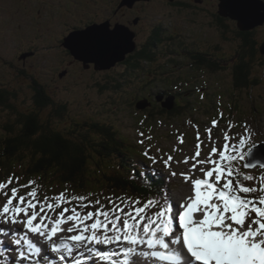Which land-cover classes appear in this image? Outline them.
Returning a JSON list of instances; mask_svg holds the SVG:
<instances>
[{"label": "snow or ice", "instance_id": "1", "mask_svg": "<svg viewBox=\"0 0 264 264\" xmlns=\"http://www.w3.org/2000/svg\"><path fill=\"white\" fill-rule=\"evenodd\" d=\"M98 32L97 36H70L68 46L74 54L82 52L93 60L117 56L124 38ZM219 115L222 118L223 112ZM218 124L213 119L203 133L192 125L195 153L176 161L185 165L192 161L187 171L180 172L191 195L178 205L166 184L147 179L143 169L138 177L134 169L130 172V178L146 183L151 193L143 200L91 192L69 196L66 191L40 199L41 185L36 180L20 185L19 177H7L0 182L4 197L0 239L11 238L13 247L0 244V264H95L85 254L101 264H264V175L257 186H246L243 182L257 177L241 171L264 169V140L254 141L253 135L259 133H253L246 122L239 126L241 132L230 135L237 127L232 121L226 131L221 130L222 139L214 138ZM137 135L141 155L151 162L152 176L157 175L154 166L162 164L171 182L177 176L173 155L159 147L156 152L162 154L152 155L153 146L146 140L153 136L139 129ZM177 139L184 143L183 135ZM14 180L17 186L10 188L9 195ZM21 188L31 190L20 194ZM112 247L115 250H108ZM9 252L15 253V259Z\"/></svg>", "mask_w": 264, "mask_h": 264}, {"label": "rangeland", "instance_id": "2", "mask_svg": "<svg viewBox=\"0 0 264 264\" xmlns=\"http://www.w3.org/2000/svg\"><path fill=\"white\" fill-rule=\"evenodd\" d=\"M28 1L0 0V89H7L16 94V98L10 101L14 107L13 110L0 107V140L10 136L4 133V129L7 125H13L18 119L17 116L35 111L34 93L29 87L32 85L30 81L47 85L51 90L46 91V94L53 100L54 106L41 111L40 118L46 121L55 114L57 107L65 105L67 111L63 120L58 123L61 130L70 128L72 130L74 125H81L84 122L110 124L125 139L131 154L150 166L151 162L141 155L142 146L136 143L140 138L137 135V129L143 131L146 136L151 134L153 139L146 140V144L153 146L151 154L159 157L162 154L156 152V148L159 147L163 153H170L174 157L172 169L177 172V176L172 178L170 194L177 205L185 196L191 195L187 190L189 185L180 177V172L187 171L192 161L190 160L188 165L177 164L176 161L182 160L185 156H193L195 153L196 129L192 125L199 126L202 132L205 127H211L213 119H217L220 124L217 129L213 130V133L220 131V135L214 134V138L220 136L222 139L221 130L228 129L229 121L237 125L230 135L241 132L242 129L239 126L246 122L253 133H259V135H253V140L257 142L264 140V57L258 59L251 67V80H256L254 85L249 89L235 90L231 71L236 65L242 39L238 37L239 30L235 21L220 18V27L216 25L218 23V19L215 18V16L218 17V0H175L174 3L168 0H150L138 3L132 11L117 10L122 0H80L81 4H77L75 10L65 8L66 14L63 18L59 12L64 5L68 4L67 0H43L44 10L37 21L34 20L35 17L30 18L28 11H35L38 4L30 2L28 6ZM71 4L74 5V1H71ZM122 9L128 8L123 7ZM138 18L139 23L133 24ZM84 19L96 22L109 21L112 26L119 23L130 24L138 35L140 43L138 49L148 45L157 27L162 28L160 32H163V36L166 37V41L159 48L170 44V40H175V43L180 44L184 49L195 48V52L197 48L214 52L212 47L219 46L220 61H226V64L220 67V74H218L220 77L219 102L217 99L212 100V94L219 91L216 79L199 70L198 74L203 76L198 78V82L197 80L192 81V84L198 85L204 79L208 81L210 85L209 102L201 103L199 94L195 92V99H190L193 101L191 106L184 104L187 110L181 117L167 119L160 116L157 121L146 120V114L143 112L147 109L138 110L137 101L134 103L132 101L137 90L141 89L136 82L139 81V76L135 81H131L132 78L128 77L127 70L118 66L120 64L109 71L98 72L93 68L85 70L82 64L73 63L72 57L64 47V43H61L60 38L64 34L67 36L68 31L76 27L77 21ZM253 39L258 43L264 40V25L254 31ZM31 52L35 54L26 56L25 59H28L26 67L18 72L17 68H21V63L18 61L21 53ZM180 59L184 60V57ZM216 100L217 102H214ZM220 112H223L222 118L219 115ZM207 113L209 115H206ZM188 121H191L192 125ZM181 135L184 137L183 144H180L177 139ZM205 143H208L206 139ZM173 146L177 148V151L171 152ZM206 151L205 148L204 152ZM203 154L202 152V156ZM154 167L164 169L162 164ZM165 171L168 178L169 173ZM241 171L243 172V169ZM250 174L255 175L257 180L245 183L254 186L259 182V176L264 175V170L256 169ZM29 180H26L24 184ZM39 185H41L39 198L41 195L43 197L49 195L48 193H52L49 195L51 197L61 192L56 188ZM11 186L8 190L9 195ZM27 191H29L28 188H21L20 194H26ZM90 192L97 196L100 194L97 191ZM3 199L1 195L0 200ZM101 199L103 200L102 197ZM104 203L107 204V202ZM1 243H5L3 246L6 248L13 247L11 238L4 241L0 239ZM8 255L15 259L14 252H9ZM94 262L101 264L96 259Z\"/></svg>", "mask_w": 264, "mask_h": 264}, {"label": "trees", "instance_id": "3", "mask_svg": "<svg viewBox=\"0 0 264 264\" xmlns=\"http://www.w3.org/2000/svg\"><path fill=\"white\" fill-rule=\"evenodd\" d=\"M156 29L157 32L149 39L146 48L138 53L141 58L135 56L130 59V70L135 76L153 61L152 53L158 51L159 46L166 41L163 32H160L162 28ZM253 34L254 31L238 33V37L242 39L244 55H241V65L233 71L234 88L237 91L249 89L256 81L251 80V67L258 60L261 44L253 48ZM252 50L256 51L255 55L249 53ZM223 64L226 61H220V66ZM30 83L35 111L17 116V121L4 129V133L10 136L0 140V182L8 176H14L19 177L20 185L29 179L36 180L48 188L66 191L70 195L97 191L112 196L113 199L116 198L114 196L124 195L143 200L151 196L146 183L130 178L133 169L137 177L143 169L148 173L147 179L156 184H166L168 190L171 189V183L167 182L161 170H157V175L153 177L151 167L131 154L125 139L114 126L84 122L74 125L72 130H61L58 123L63 120L67 111L65 105L57 107L54 115L42 121L40 112L53 107L54 102L42 93L41 84L35 81ZM13 98H16L14 92L0 89L1 108L13 110L10 103ZM187 106L190 107L191 103ZM185 109L175 108L172 112H167L151 106L146 111V118L151 121L160 116L175 119L184 115ZM233 110L236 112L235 108ZM13 186H17L15 180L11 187Z\"/></svg>", "mask_w": 264, "mask_h": 264}, {"label": "flooded vegetation", "instance_id": "4", "mask_svg": "<svg viewBox=\"0 0 264 264\" xmlns=\"http://www.w3.org/2000/svg\"><path fill=\"white\" fill-rule=\"evenodd\" d=\"M67 1H68V4L66 6L64 5L61 11L59 12V15L61 14L62 18L66 14L65 8H73L75 10L76 5L81 4L80 0H67ZM71 1H74V5L71 4ZM30 2L38 4L35 11L33 10L28 11L30 18L32 19V17H35L36 19L34 20L37 21L38 17L41 16L42 11L44 10V5H43L44 1L37 0L36 2H33L32 0H29L28 6L30 5ZM137 5L138 4H136L135 6ZM119 6L117 8V10L119 11L121 10L132 11L133 10V9H122ZM76 10L78 9L76 8ZM67 12L70 13L69 11ZM74 14H75V11H74ZM81 15L83 18V14ZM215 18L218 19V23L216 25L219 28L220 27V17L215 16ZM136 20L138 21L137 22L138 24L140 19L138 18ZM88 21L90 20L84 19L82 21H77L76 27H73L71 30H69L67 33V36L70 33L75 32V31H83L93 24L105 23V22H96L92 20L90 22ZM106 22H109V21H106ZM134 22L133 24H135ZM119 24L130 28V30L134 32L136 35L135 37V42L137 45L136 52L128 56L125 62L120 63V65H118V66L124 67L125 70H127L128 77L132 78L131 81H135L137 77L139 76V81H136V82L141 86V89H139L141 91H140V94L138 95L139 90H137V92L135 93V97L132 99L133 103L136 101L139 102V101L148 100V102L152 106H155L156 109L165 110L163 108V105L166 104L169 106L167 102L172 101V109H170V112H172L175 108L181 109L182 107L185 106L184 104L187 105L188 103H193V101H191L190 99H195V96H196L195 92L199 94L200 96L199 100L201 101V103L209 102L210 99L208 97L210 95H209L208 90L210 88V85L208 84V81L204 79V81L202 83L201 82L198 83V85L192 84V81L197 80L198 82V78H201L203 76L202 74H198L199 70L204 72L205 75L210 74L212 78L216 79V84L217 86H219L218 88L219 91L216 94L215 93L212 94V100L217 99L219 102L220 100V77L218 76V74H220V67H222L220 66V47L219 46L212 47L214 52H210L208 50H200L198 48H197V52H195L194 51L195 48L189 47V48L184 49L180 44H176L175 40H170V44H166L164 45V48H159L158 51H155L152 53L154 57L153 61L148 66H146V68L141 70V72H139L137 76H135L134 74L131 73L132 69L129 66L130 59L135 56H137L138 59H140L141 56H139L138 53L141 50L143 51V49H145L146 46H143V48L141 46L138 49V45L140 43L138 40V35L135 32V28L130 27V24H123V23H119ZM115 25L112 26L111 24L112 27H114ZM155 32H157V30H155L154 33ZM67 36H65L64 34L60 38V41L62 44L64 43V40ZM219 39H220V31H219ZM251 42L253 43L254 49L256 48L257 44L260 45L262 43V42L258 43L255 39H253V36L251 38ZM198 43H202V42L198 41ZM249 53L255 55L256 51L252 50ZM31 54H35V53L34 52L21 53L22 60H20L21 56L18 58V61L21 63V68H17L18 72L22 71L26 67L28 59H25V58L27 55H31ZM242 54L244 55V51H242V48H241L240 52L237 54L236 65L231 71L232 76H233L234 69L238 68L241 65V55ZM69 55L71 56L70 53ZM182 57H184V60L180 59ZM72 59H73V63L82 64L76 61L73 57ZM82 67H83V64H82ZM138 67L140 69L141 65ZM91 68L94 69V66H91ZM41 87L43 88L42 93H44L47 96L46 91H50L51 88L44 84H41ZM201 95H203V99H201ZM145 112L146 111H144L143 113L146 114L147 112L146 113ZM156 119L157 118H154V120Z\"/></svg>", "mask_w": 264, "mask_h": 264}, {"label": "water", "instance_id": "5", "mask_svg": "<svg viewBox=\"0 0 264 264\" xmlns=\"http://www.w3.org/2000/svg\"><path fill=\"white\" fill-rule=\"evenodd\" d=\"M150 0H122L120 8L126 7L133 9L134 6L140 2H149ZM170 3H174L175 0H168ZM219 10L218 16L225 20H231L237 22V29L240 33H250L255 29L264 25V1L262 0H218ZM137 20L134 22L137 24ZM98 30H104V32L118 33L124 38L123 48L118 52V55L106 56L99 59H89L84 53L74 54L73 48L68 46V38L70 36H78L80 34H88L90 36L100 35ZM135 33L130 28L116 24L114 27L109 22L102 24H93L83 31H75L70 33L64 40V47L69 51L71 56L78 62L83 64L85 70H89L91 66H94V70L98 72L109 71L116 67L117 64L123 63L127 60V57L136 52L137 45L135 42ZM259 53L264 57V42L260 45ZM64 75V74H63ZM61 75V77L63 76ZM163 107L172 109V101L167 102ZM151 107L146 101H141L137 104L138 110H145Z\"/></svg>", "mask_w": 264, "mask_h": 264}, {"label": "bare ground", "instance_id": "6", "mask_svg": "<svg viewBox=\"0 0 264 264\" xmlns=\"http://www.w3.org/2000/svg\"><path fill=\"white\" fill-rule=\"evenodd\" d=\"M230 20V19H229ZM236 22V21H235ZM236 25H237V22H236ZM263 57H262V55H258L257 56V59H262ZM214 102H217V100L216 101H214ZM166 111H168V112H170V110L168 109V108H165V107H163ZM224 110V109H223ZM219 124H220V121H219ZM204 131H202V133H203ZM220 131H214V134H219L220 135V133H219ZM176 133H174V136L176 137V135H175ZM165 177L167 178V176L165 175ZM108 250H110V251H112V250H115V248L114 247H112V248H109Z\"/></svg>", "mask_w": 264, "mask_h": 264}, {"label": "clouds", "instance_id": "7", "mask_svg": "<svg viewBox=\"0 0 264 264\" xmlns=\"http://www.w3.org/2000/svg\"><path fill=\"white\" fill-rule=\"evenodd\" d=\"M255 30H256V29H255ZM255 30H254V31H255ZM252 32H253V31H252ZM144 101H146L148 104H150V103L148 102V100H144ZM139 102H141V101H139ZM139 102H137V103H139ZM150 105H151V104H150ZM148 108H150V107H148ZM148 108H147V109H148ZM145 110H146V109H145ZM186 110H187V109H185V111H186ZM156 120H157V119H156Z\"/></svg>", "mask_w": 264, "mask_h": 264}]
</instances>
